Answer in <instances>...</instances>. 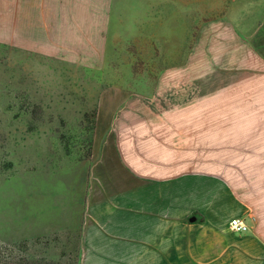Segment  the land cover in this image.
Instances as JSON below:
<instances>
[{
    "label": "crops",
    "instance_id": "0c3cea01",
    "mask_svg": "<svg viewBox=\"0 0 264 264\" xmlns=\"http://www.w3.org/2000/svg\"><path fill=\"white\" fill-rule=\"evenodd\" d=\"M117 1L9 0L11 33L42 55L107 68ZM136 2L140 78L153 82L105 91L98 123L114 125L96 184L120 199L83 233V264H264V0ZM225 123H240L231 157ZM235 216L247 232L230 228Z\"/></svg>",
    "mask_w": 264,
    "mask_h": 264
},
{
    "label": "rangeland",
    "instance_id": "374dc122",
    "mask_svg": "<svg viewBox=\"0 0 264 264\" xmlns=\"http://www.w3.org/2000/svg\"><path fill=\"white\" fill-rule=\"evenodd\" d=\"M136 1H117L110 63L98 70L16 43L9 0H0V264H83L86 228L114 214L120 196L99 190L95 174L114 123L98 117L108 89L138 91L153 82L140 78L148 65L137 62L144 50ZM131 58L130 69L124 62ZM239 124L225 123L229 157ZM232 162L226 160L227 168Z\"/></svg>",
    "mask_w": 264,
    "mask_h": 264
},
{
    "label": "built area",
    "instance_id": "2783aa9c",
    "mask_svg": "<svg viewBox=\"0 0 264 264\" xmlns=\"http://www.w3.org/2000/svg\"><path fill=\"white\" fill-rule=\"evenodd\" d=\"M230 228L235 232L243 233L249 230V224L243 217L235 216L230 220Z\"/></svg>",
    "mask_w": 264,
    "mask_h": 264
},
{
    "label": "water",
    "instance_id": "95a60500",
    "mask_svg": "<svg viewBox=\"0 0 264 264\" xmlns=\"http://www.w3.org/2000/svg\"><path fill=\"white\" fill-rule=\"evenodd\" d=\"M196 216H192L191 218H190V221H192V222H194L195 220H196Z\"/></svg>",
    "mask_w": 264,
    "mask_h": 264
}]
</instances>
